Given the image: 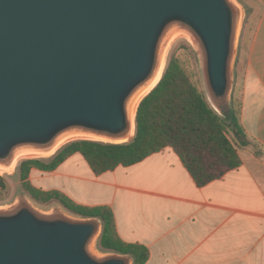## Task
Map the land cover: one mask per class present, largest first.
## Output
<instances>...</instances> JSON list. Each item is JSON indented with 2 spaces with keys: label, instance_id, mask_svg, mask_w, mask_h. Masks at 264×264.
I'll use <instances>...</instances> for the list:
<instances>
[{
  "label": "water",
  "instance_id": "1",
  "mask_svg": "<svg viewBox=\"0 0 264 264\" xmlns=\"http://www.w3.org/2000/svg\"><path fill=\"white\" fill-rule=\"evenodd\" d=\"M243 17L238 0H0V164L74 133L132 140L177 35L196 40L207 95L227 115ZM162 61L132 132L126 101ZM79 139L90 138H70L48 156ZM101 233L98 218L43 210L23 196L0 209V264L133 263L99 251Z\"/></svg>",
  "mask_w": 264,
  "mask_h": 264
},
{
  "label": "crops",
  "instance_id": "2",
  "mask_svg": "<svg viewBox=\"0 0 264 264\" xmlns=\"http://www.w3.org/2000/svg\"><path fill=\"white\" fill-rule=\"evenodd\" d=\"M246 9L259 12L241 61L240 121L255 145L240 150V166L198 186L170 147L101 174L76 152L53 171L34 168L32 184L111 208L119 236L148 248L144 264H264V0Z\"/></svg>",
  "mask_w": 264,
  "mask_h": 264
},
{
  "label": "trees",
  "instance_id": "3",
  "mask_svg": "<svg viewBox=\"0 0 264 264\" xmlns=\"http://www.w3.org/2000/svg\"><path fill=\"white\" fill-rule=\"evenodd\" d=\"M240 116L241 99H234L233 91L230 112L221 115L187 61L173 52L160 82L138 107L132 140L115 143L79 139L65 144L50 157L24 159L18 166L22 187L39 203L57 200L75 215L98 218L102 222L100 247L107 252L130 255L132 264H144L149 257L148 248L119 236L111 208L79 204L58 189L36 187L30 180L31 171L34 168L53 171L70 155L80 152L93 171L101 174L119 165H132L170 147L196 184L204 186L240 166V150L254 144ZM6 188V178L0 174V189Z\"/></svg>",
  "mask_w": 264,
  "mask_h": 264
},
{
  "label": "rangeland",
  "instance_id": "4",
  "mask_svg": "<svg viewBox=\"0 0 264 264\" xmlns=\"http://www.w3.org/2000/svg\"><path fill=\"white\" fill-rule=\"evenodd\" d=\"M256 0H240L244 8V17L242 21V26L239 35V42H238V50L236 55V61L234 66V81H233V94L234 99H241V84H242V75L240 73V69L242 67L243 59H245V51L247 49V44L249 39L251 38L255 24L258 18V9H255L253 13L249 12L246 9V5L255 2ZM175 52L179 55L182 59H185L190 67V69L195 73L196 79L200 80L203 87V75H202V65H201V58L199 54L198 44L195 39L186 36V35H177L175 36L168 46L167 50V59ZM244 65V64H243ZM50 157V156H45ZM27 158H21L17 162L14 170L11 173H0L6 178L7 181V188L1 190L0 189V209H9L15 206L17 201L21 197H27L34 205H36L40 209H55L60 208L63 211L69 212L66 208H64L57 200H52L46 203H39L34 200L27 191H25L22 187L20 175H19V163ZM73 214V213H72ZM96 248L99 251H104L98 242L96 243Z\"/></svg>",
  "mask_w": 264,
  "mask_h": 264
},
{
  "label": "bare ground",
  "instance_id": "5",
  "mask_svg": "<svg viewBox=\"0 0 264 264\" xmlns=\"http://www.w3.org/2000/svg\"><path fill=\"white\" fill-rule=\"evenodd\" d=\"M163 65H164V61H162L160 68L156 71L155 75L148 82V84L146 86L142 87L140 90H138L135 93H133L132 95H130V97H128V99L126 101V113H127V116L131 118V121H132V132H133L134 127H135V113H136V109H137L138 103H139L140 99L146 93H148L152 89V87L160 79L161 74H162V70H163ZM74 137H87V138H90V139H104V138H101V137H99V136H97L95 134L74 133V134H72L70 136H66V137H63V138L59 139L58 142L53 146V148L48 150V151H26V152H22L20 154H17L11 164H9V165L0 164V173H11L14 170L17 162L21 158L35 157L37 155H45V156L51 155L62 144H64L70 138H74ZM104 140H107V139H104Z\"/></svg>",
  "mask_w": 264,
  "mask_h": 264
}]
</instances>
